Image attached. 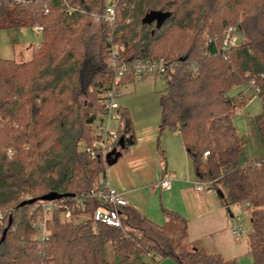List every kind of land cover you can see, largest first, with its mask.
<instances>
[{
  "label": "trees",
  "instance_id": "obj_1",
  "mask_svg": "<svg viewBox=\"0 0 264 264\" xmlns=\"http://www.w3.org/2000/svg\"><path fill=\"white\" fill-rule=\"evenodd\" d=\"M108 3L0 0V30L43 28L29 61L0 59V240L8 228L0 264H109L108 244L119 264H235L189 246L188 223L174 211H163L164 225L130 206L119 210L121 227L94 221L101 203L91 194L106 166L86 147L115 81L111 45L124 48L125 63L162 59L171 66L159 133L180 135L197 179L219 178L209 190H226L228 212L232 205L247 211L248 255L264 264V0H120L112 27L102 18ZM150 13L169 16L160 26L144 23ZM231 27L243 42L225 58L222 39ZM136 77L127 75L119 85ZM241 86L258 91L263 105L255 118L263 157L245 163L233 116L249 99L244 92L228 96ZM119 114L128 146L131 120L127 110ZM51 193L70 195L62 198L67 204L81 197L87 219L74 222L56 210L43 239L32 223L36 205Z\"/></svg>",
  "mask_w": 264,
  "mask_h": 264
},
{
  "label": "crops",
  "instance_id": "obj_2",
  "mask_svg": "<svg viewBox=\"0 0 264 264\" xmlns=\"http://www.w3.org/2000/svg\"><path fill=\"white\" fill-rule=\"evenodd\" d=\"M247 106L248 102L236 114L242 113ZM234 117L233 124L236 127ZM160 122L161 118L135 125L131 121L133 144L124 149L120 147L118 152L122 156L115 164L106 166L105 180L123 196L130 207L153 222L162 221L158 211L165 219V210L174 211L186 219V243L189 246L203 249L208 254L220 255L226 260L240 259L241 263L247 252L238 248L237 244H240L245 234L244 229V234L239 235L236 228H231L227 209L217 190L199 192L194 189L197 178L180 135L169 131L160 134ZM248 123L247 133L242 134L238 126L237 133L243 149L247 150L249 145L258 146L257 153L249 156L248 161L261 159L263 154L255 121L251 118ZM165 178L171 179V188L168 190L160 185ZM230 218L233 216L230 215ZM162 264L175 263L165 261Z\"/></svg>",
  "mask_w": 264,
  "mask_h": 264
},
{
  "label": "built area",
  "instance_id": "obj_3",
  "mask_svg": "<svg viewBox=\"0 0 264 264\" xmlns=\"http://www.w3.org/2000/svg\"><path fill=\"white\" fill-rule=\"evenodd\" d=\"M120 0H109L108 6L103 14V19L111 27L114 26L117 16V8ZM48 13V11H46ZM39 35L42 34V27H35ZM239 34L235 27L229 28L222 39V51L225 58L229 57V52L232 48L239 45ZM124 48L120 45H111L109 48V64L114 71L115 81L111 90L107 93L106 112L98 116V119L94 125L95 140L86 147V153L91 159L101 157L104 166H107V157L110 154L118 152L120 150V141L124 139V133L126 131V125L121 119L119 110L121 107L116 101V98L121 95V86L119 81L125 78L127 75H135L137 77H144L149 75H167L168 69L171 67L164 60H138L131 63H125L122 61V53ZM258 91L256 92V96ZM255 95V94H254ZM259 98V97H258ZM108 116V124H104V116ZM113 119L119 120V131L111 132L110 123ZM127 138L129 136H126ZM12 153V152H11ZM207 154H205L206 156ZM264 166V161L262 162ZM215 181L199 180L194 182V189L199 192L208 190L209 187ZM163 189L171 188V179L165 178L160 183ZM92 198L97 199L101 206L94 213L93 219L95 222H100L113 227H121V219L119 210L123 207L129 206L123 196L111 187L107 180H102L97 183L92 194ZM36 205L38 214L36 219L32 223V227L36 229L40 238H46L48 231L46 222L52 219L56 210H62L66 219L76 222L75 217L82 214L80 212L83 208V199L81 197H72V200L67 204L63 199L43 202ZM3 218V214L0 212V220ZM239 235H243V228L239 226L236 228Z\"/></svg>",
  "mask_w": 264,
  "mask_h": 264
},
{
  "label": "rangeland",
  "instance_id": "obj_4",
  "mask_svg": "<svg viewBox=\"0 0 264 264\" xmlns=\"http://www.w3.org/2000/svg\"><path fill=\"white\" fill-rule=\"evenodd\" d=\"M40 40L41 37L37 33L35 27L1 29L0 59L13 60L17 63L27 62L31 59L34 51L33 49L36 47V44L40 42ZM238 42L239 44H242L243 40L241 37H239ZM166 80V77L162 75H149L136 77L133 81L127 82L121 86V95L116 98V101L122 110L128 111L129 117L134 125L139 122L143 123L145 121H154L161 118L160 96L166 89ZM240 92H244L249 101L248 106L243 109L242 113L234 115V122L238 127H240L242 134H245L249 131L247 128L249 127V119L251 120L252 118L255 121V118L262 113L263 105L261 100L246 86L231 89L228 96L233 97ZM104 124H108L107 115L104 116ZM119 125V120L113 119L109 126L110 131L118 132ZM88 130L90 131V128H88ZM249 146L250 147H248L247 150L243 149L241 163L247 162L249 156H253L257 153V145ZM100 180L101 176L95 174V181ZM214 180L216 181L215 185L220 183L219 178ZM218 189H220L223 195L226 196V190L224 188L220 187ZM219 201L221 202L220 199ZM229 210L230 212L227 210V217L231 223V228L234 229L242 226L245 232L241 238L240 244L238 243L237 246L242 249V251L245 250V253L247 252V255L243 256L244 259L241 263L240 259L233 260L235 261V264H253L252 258L248 255V250H246L248 235L252 231L250 215L239 205H232ZM158 212V216L161 217L162 221H160V223L154 222L158 225H162L165 223V219L162 217L161 212ZM230 215L233 216V218H230ZM86 219L87 216L85 214H80L75 217L76 222H82ZM105 258L109 264H119V260L115 256L111 244H108L105 248ZM165 261L175 263L172 259H165L162 260L160 264Z\"/></svg>",
  "mask_w": 264,
  "mask_h": 264
},
{
  "label": "water",
  "instance_id": "obj_5",
  "mask_svg": "<svg viewBox=\"0 0 264 264\" xmlns=\"http://www.w3.org/2000/svg\"><path fill=\"white\" fill-rule=\"evenodd\" d=\"M168 16H169V15H167V14H161V13H150V14H148V15L145 17V19H144L143 22H144V23H152L153 21H157L158 26H160V25H161V24H162V23L168 18ZM120 147H121L122 149L125 148V140H124V139H122V140L120 141ZM121 156H122V154H121L120 152H115V153H113V154L108 155V157H107V165H108V166H111V165L115 164V163L118 161V159L121 158ZM217 193H218V195H219L221 198H223L224 195H223V193H222L221 190H217ZM65 197H71V196H70V195H58V194H56V193H51V194H48V195L42 197V198L40 199V201H43V202H50V201L60 200V199L65 198ZM35 202H36V200H32V201H30V202H28V203L33 204V203H35ZM26 204H27V203H24L23 205H26ZM11 224H12V219L9 220V225H8V227H9ZM7 232H8V228H6V229L4 230L3 235H2V238H1V240H0V244H2V243L5 241V239H6V235H7Z\"/></svg>",
  "mask_w": 264,
  "mask_h": 264
}]
</instances>
